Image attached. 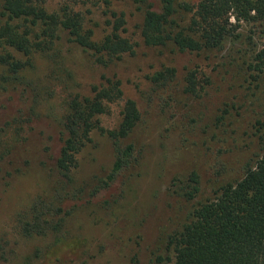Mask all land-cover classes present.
<instances>
[{"label": "rangeland", "instance_id": "374dc122", "mask_svg": "<svg viewBox=\"0 0 264 264\" xmlns=\"http://www.w3.org/2000/svg\"><path fill=\"white\" fill-rule=\"evenodd\" d=\"M47 2L49 9L60 4ZM149 2L158 8V0ZM77 9L96 41L111 31L114 14L123 15L124 36L134 44V54L104 66L62 39L55 51L60 59L35 55L22 81L6 79L0 67V264H173L168 236L222 184L240 180L243 167L260 153L255 125L264 122V75L255 81L244 62L264 40L258 26L243 25L241 38L220 52L149 48L140 38L137 0H87ZM163 66L177 70L181 90L153 95L148 77ZM191 69H198L207 85L197 97L183 91ZM104 77L120 80L124 96L99 116L100 126L116 130L126 101L134 100L142 122L128 142L136 145L137 160L111 181L113 143L106 132L93 131L66 190L62 206L68 216L44 236L26 238L16 226L19 214L37 196L53 197L61 188L56 118L65 112V99L91 95ZM166 98H172L170 105ZM194 171L200 175V193L187 202L175 184L187 182Z\"/></svg>", "mask_w": 264, "mask_h": 264}, {"label": "trees", "instance_id": "16d2710c", "mask_svg": "<svg viewBox=\"0 0 264 264\" xmlns=\"http://www.w3.org/2000/svg\"><path fill=\"white\" fill-rule=\"evenodd\" d=\"M86 1L60 0L57 8L49 9L47 0H0V67L5 70L6 79L22 81V73L33 67L37 54H51L58 61L60 55L55 51L62 39L91 53L95 62L104 66L134 54V44L124 36L123 15L114 14L111 31L101 41L93 39V31L86 30L84 16L77 9ZM137 2L142 12L140 38L149 48L172 46L180 52H220L241 38L239 30L243 25L258 26L264 40V0H198L196 4L158 0L157 9L149 0ZM244 65L255 81H260L264 75V45ZM59 70H55V77H59ZM201 76L198 69L186 74V95L197 97L205 90L207 85ZM148 78L153 95L181 90L175 68L163 66ZM123 96L121 81L104 77V83L94 86L91 95L70 94L65 99V112L56 118L62 146L55 166L61 188L53 197L37 196L19 214L16 226L24 237L44 236L57 228L64 215L68 216L62 204L73 182L78 155L92 142L93 131L106 132L99 116ZM171 100L164 99L167 105ZM141 122L137 103L129 99L119 127L106 132L115 152L111 181L137 160L136 145L128 141ZM255 127L260 153L243 167V177L222 184L212 199L199 202L178 231L168 236V249L174 252L173 264H264V122L258 120ZM175 186L182 199L192 202L200 193V175L194 171L187 182L179 181Z\"/></svg>", "mask_w": 264, "mask_h": 264}]
</instances>
